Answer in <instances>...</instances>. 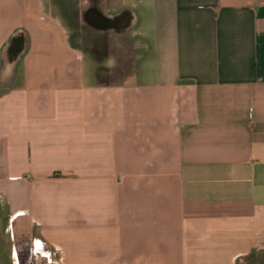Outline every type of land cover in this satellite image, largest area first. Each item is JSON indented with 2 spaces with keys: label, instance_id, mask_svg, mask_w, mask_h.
Wrapping results in <instances>:
<instances>
[{
  "label": "crops",
  "instance_id": "crops-1",
  "mask_svg": "<svg viewBox=\"0 0 264 264\" xmlns=\"http://www.w3.org/2000/svg\"><path fill=\"white\" fill-rule=\"evenodd\" d=\"M47 1L0 0L12 233L48 264H264V0H87L101 62Z\"/></svg>",
  "mask_w": 264,
  "mask_h": 264
},
{
  "label": "rangeland",
  "instance_id": "rangeland-1",
  "mask_svg": "<svg viewBox=\"0 0 264 264\" xmlns=\"http://www.w3.org/2000/svg\"><path fill=\"white\" fill-rule=\"evenodd\" d=\"M48 4H54L56 5L59 4L60 6L64 7L66 10L65 11H59L61 14V19L63 24L67 27L68 34H69V39H70V45H76V32H80V35L82 39L84 40L83 43H80V46H77L80 49L81 54H83L86 57V60L88 61L89 59H92V56L98 57L97 61H103L104 58L103 56L106 55L105 51V42H104V37L98 36L97 38H92L93 40L96 39V47L94 49V53L92 52L89 53V42L88 39L89 37V30L87 29L90 22L88 21V11L90 10V7L88 6L87 0H84L80 8H74L73 10L68 9L69 7L68 2L66 3L65 1L62 2V0H49V2H46ZM65 3V4H64ZM114 0L108 1V4H114ZM64 4V5H63ZM98 5V4H97ZM106 5V6H107ZM50 7V6H49ZM100 8V6H98ZM103 9V4L101 5V8L99 12L103 14L104 10ZM71 15L74 16V20L71 19ZM81 23L78 27L73 26L74 23ZM74 21V22H73ZM118 68H114L112 70L108 69L105 70L100 67L99 72L100 77L99 80L100 83H115L118 79H120V75ZM113 74V75H112ZM2 206L0 204V264H19L17 261V257L19 254L22 256L27 253V250L34 249L33 248V243H32V236H25V235H18L17 233V228L14 227L13 233L11 231V226L9 224V221L7 218L3 217V213L1 212ZM33 251V250H32ZM24 259V257H23ZM33 262L35 264H48L45 259L41 258L39 255H37L36 261L33 259ZM21 264H26L23 260Z\"/></svg>",
  "mask_w": 264,
  "mask_h": 264
},
{
  "label": "water",
  "instance_id": "water-1",
  "mask_svg": "<svg viewBox=\"0 0 264 264\" xmlns=\"http://www.w3.org/2000/svg\"><path fill=\"white\" fill-rule=\"evenodd\" d=\"M88 21H91V22H96V23H100V24H103L105 23L106 21H108V18L104 17L103 14H101L99 12L98 9H90L88 11ZM120 16H117V17H114V19H119Z\"/></svg>",
  "mask_w": 264,
  "mask_h": 264
},
{
  "label": "flooded vegetation",
  "instance_id": "flooded-vegetation-1",
  "mask_svg": "<svg viewBox=\"0 0 264 264\" xmlns=\"http://www.w3.org/2000/svg\"><path fill=\"white\" fill-rule=\"evenodd\" d=\"M23 257H24V259H23ZM36 258L37 257H34L32 255V249H30V250H27V253H25L24 256H22L21 254H19V256L17 257V261L19 262V264H21L23 262V260H24V262L26 264H35L33 262V259H35V261H36Z\"/></svg>",
  "mask_w": 264,
  "mask_h": 264
}]
</instances>
